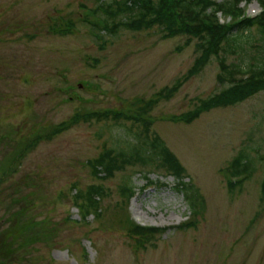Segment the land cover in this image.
<instances>
[{
	"label": "rangeland",
	"instance_id": "rangeland-1",
	"mask_svg": "<svg viewBox=\"0 0 264 264\" xmlns=\"http://www.w3.org/2000/svg\"><path fill=\"white\" fill-rule=\"evenodd\" d=\"M113 1L0 0V264H264V91L204 112L191 124L171 121L227 86L217 81V57L149 113L152 133L174 154L186 186L196 188L204 202L198 215L164 171L149 175L147 188L139 169L127 168L108 180L91 175L88 161L113 147L115 139L140 130L130 122H82L42 140L16 171L3 175L12 150L33 136L75 113L126 110L137 99H155L200 55L196 38L164 40L156 27L100 32L98 40L92 24L106 19L102 9ZM67 21L73 23L70 34L57 33ZM246 38L219 57L245 70L261 46L255 31ZM241 152L255 171L231 192L224 174ZM126 182L135 190L127 205L119 192ZM73 186L106 190L100 217L83 220ZM122 215L169 229L139 244L120 226Z\"/></svg>",
	"mask_w": 264,
	"mask_h": 264
},
{
	"label": "trees",
	"instance_id": "trees-1",
	"mask_svg": "<svg viewBox=\"0 0 264 264\" xmlns=\"http://www.w3.org/2000/svg\"><path fill=\"white\" fill-rule=\"evenodd\" d=\"M240 1L242 0H223L220 3L211 0H114L107 4L102 9L106 19L101 24H92L93 28L97 29L96 33L94 31L92 33L98 40L102 36L100 32L116 35L120 29L139 32L156 27L162 31L161 39L164 40L176 36H186L188 40L196 38L200 55L182 79L162 90L155 99L147 101L137 99L132 104L134 107L126 110L75 113L67 121L59 123L47 132L33 136L25 146L12 150L2 169L3 175L6 177L8 173L16 171L17 163H20L25 153L33 150L42 140H51L82 122L91 120L130 122L140 130L125 138L115 139L112 144L114 148L110 147L100 153L96 159L88 161L91 175L96 179L108 180L113 178L116 172L127 168L139 169L138 174L144 178V187L147 188L152 186L149 175L154 174L157 169L164 171L165 177L171 176L175 179V189L185 199L190 212L198 215L204 208V202L196 188L186 186L188 183L185 181V170L174 154L157 134L152 133V120L149 113L160 99L172 97L182 84L200 72L212 57L219 58L220 73L217 81L219 83L227 81V86L218 94L200 101L194 110L172 117L171 121L191 124L204 112L235 106L264 91V13L254 19L244 17L243 11L238 7ZM258 1L264 7V0ZM217 12L230 16L231 23L221 25L216 18ZM120 15L126 18L116 22ZM72 28L73 23L67 21L65 27L57 33L65 36L70 34ZM251 31L256 32L261 43L259 55L253 59V62L248 63L245 70L238 65L226 64L225 59L220 58L219 55L222 52H234L241 47L236 41L246 38ZM188 43L189 41L185 45ZM233 44L235 45L232 46ZM181 49L177 48V51ZM254 171L252 159L241 152L226 167L224 176L227 178L228 190L232 192L236 188L240 189L243 182L252 177ZM72 188L76 192L74 205L82 213L83 220L89 215L100 217L102 210L100 201L107 195L106 190L100 186H90L85 192L77 190L75 186ZM260 190L261 200L264 201V178ZM134 191L130 182L119 187L120 196L126 205L134 196ZM118 222L139 244L151 240L156 235H162L169 229L142 227L126 215H122ZM188 226H192V223ZM177 228L185 229L181 226Z\"/></svg>",
	"mask_w": 264,
	"mask_h": 264
}]
</instances>
